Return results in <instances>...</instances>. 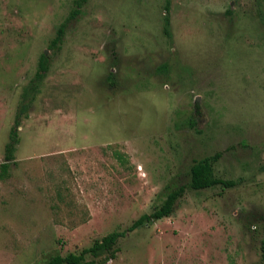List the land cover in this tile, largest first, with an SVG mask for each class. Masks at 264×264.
<instances>
[{
  "label": "rangeland",
  "instance_id": "1",
  "mask_svg": "<svg viewBox=\"0 0 264 264\" xmlns=\"http://www.w3.org/2000/svg\"><path fill=\"white\" fill-rule=\"evenodd\" d=\"M0 0V264H47L126 230L95 264H264V0ZM165 15L169 23H165ZM62 42L51 47L57 27ZM49 69L30 88L41 53Z\"/></svg>",
  "mask_w": 264,
  "mask_h": 264
},
{
  "label": "trees",
  "instance_id": "2",
  "mask_svg": "<svg viewBox=\"0 0 264 264\" xmlns=\"http://www.w3.org/2000/svg\"><path fill=\"white\" fill-rule=\"evenodd\" d=\"M87 0H74L73 9L68 17L69 19L74 18L79 12L81 7L86 3ZM166 25L169 23L168 16L165 15ZM66 23L60 24L56 29V34L50 41V46L55 48L60 45L63 39L64 29ZM49 69L48 57L42 52L38 61L37 70L30 88L34 89L41 83L42 79L45 77ZM20 116L17 114L13 126L9 133V141L5 146V161L0 165L1 175L6 172L9 161L14 157V152L16 150V144L19 141L17 127L19 126ZM220 153L217 152L213 155H207L203 158L193 161L189 169V182L186 185H179L168 191L164 200L160 205L155 207L150 213H144L135 219L126 230L122 231H112L101 239L96 240L91 246L83 248L79 253H68L64 256L55 255L53 256L47 264H95V261H85V256L90 254L94 257H99L105 254L104 261L113 258L115 255V248L117 241L120 237H123L127 231H133L139 226L149 224L152 221L161 219L163 217L169 216L175 207L177 200L184 194L186 188L198 190L204 188H210L216 185H222L224 187L234 185L233 181L225 180L223 178L217 177L214 174V163L219 158ZM262 251L264 257V242L262 244Z\"/></svg>",
  "mask_w": 264,
  "mask_h": 264
}]
</instances>
